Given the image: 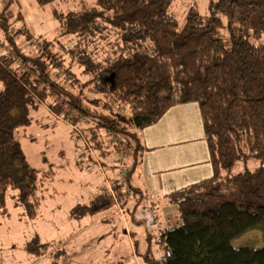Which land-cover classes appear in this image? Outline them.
Segmentation results:
<instances>
[{"label": "trees", "instance_id": "1", "mask_svg": "<svg viewBox=\"0 0 264 264\" xmlns=\"http://www.w3.org/2000/svg\"><path fill=\"white\" fill-rule=\"evenodd\" d=\"M14 1L5 0L0 7V210L12 189L26 217L37 214L38 171L15 137L18 127L30 123L31 108L43 103L72 124L93 118L106 135L137 139L139 129L173 105L195 102L212 174L169 194L179 220L159 233L164 253L158 264H264V245L233 244L252 230L264 235V44L256 42L264 32V0H214L207 15L190 8L181 29L168 15L173 0H94L79 10H54L64 36L62 50L76 57L83 81L75 69L64 66L53 41L40 40L35 55L23 51L18 34L29 42L31 36L21 11L11 9ZM35 1L44 5L54 0ZM222 16L226 42L219 34ZM15 22L19 28H13ZM110 29L119 42L112 58L98 60L79 47L81 38L104 37ZM83 87L126 107L128 116L92 109ZM249 158L260 165L229 173ZM128 173L118 184L135 194L126 185ZM124 201L101 193L72 214L94 215ZM50 246L33 239L28 251L38 259Z\"/></svg>", "mask_w": 264, "mask_h": 264}, {"label": "rangeland", "instance_id": "2", "mask_svg": "<svg viewBox=\"0 0 264 264\" xmlns=\"http://www.w3.org/2000/svg\"><path fill=\"white\" fill-rule=\"evenodd\" d=\"M93 2L54 0L40 5L35 0H15L11 9L14 14L21 11L22 23L31 36L29 42L18 34V44L25 53L35 55L40 40L53 41L54 50L59 53L61 50L63 54L64 66L75 69V73L78 72L75 76L82 78L80 68L74 64L76 57L62 50L60 43L64 41V36H61L60 23L55 18L54 10H79L84 3L91 5ZM213 2L173 0L168 15L181 29L190 8L207 15ZM4 5L5 0H0V7ZM222 20L224 27L219 34L226 42V19L222 16ZM12 26L19 28L20 22ZM256 42L264 44V32ZM118 45L116 35L110 29L104 32V37L95 35L81 38L79 47L95 59L105 60L114 56ZM81 78L79 80L83 81ZM74 91H78L77 87ZM82 91L91 108L95 106L97 112L128 116L127 108L110 98L95 94L88 87H83ZM29 118V124L16 129L15 137L28 163L38 171L35 195L39 204L36 216L29 219L24 208L15 200L16 191H7L5 209L0 210V264H158L163 252L159 241L160 231L150 226L153 221L152 205L147 198L140 196L139 191L133 194L125 185H119L139 156L138 138L121 133L106 135L97 130L93 118V121L88 119L87 123L84 120L72 124L52 113L43 103L29 110ZM86 125L90 129L84 130ZM129 130L134 133V129ZM259 165L260 162L252 158L241 160L229 173L251 170ZM116 189L122 190L123 195L118 196ZM101 193L126 200L122 204L124 212H119L117 202H114L106 209L113 213L106 220H97V216L91 215L75 217L72 214L77 205H90ZM135 222L141 228L129 234L126 228H131L133 232ZM33 239L38 244L50 243L45 258L36 260V256L28 251V243ZM233 244L261 247L264 245L263 232L252 230L235 239Z\"/></svg>", "mask_w": 264, "mask_h": 264}, {"label": "crops", "instance_id": "3", "mask_svg": "<svg viewBox=\"0 0 264 264\" xmlns=\"http://www.w3.org/2000/svg\"><path fill=\"white\" fill-rule=\"evenodd\" d=\"M137 134L141 149L129 169L126 185L147 198L153 208L150 226L161 231L179 220L169 194L212 174L199 107L195 102L175 104ZM116 206L119 212H124L122 206L117 203ZM112 214L104 210L91 217L106 220ZM134 224L133 232L126 228L129 234L140 230L141 226Z\"/></svg>", "mask_w": 264, "mask_h": 264}]
</instances>
